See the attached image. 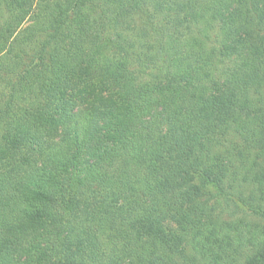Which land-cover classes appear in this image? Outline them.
Wrapping results in <instances>:
<instances>
[{"label": "trees", "instance_id": "obj_1", "mask_svg": "<svg viewBox=\"0 0 264 264\" xmlns=\"http://www.w3.org/2000/svg\"><path fill=\"white\" fill-rule=\"evenodd\" d=\"M0 264H264V0H0Z\"/></svg>", "mask_w": 264, "mask_h": 264}]
</instances>
